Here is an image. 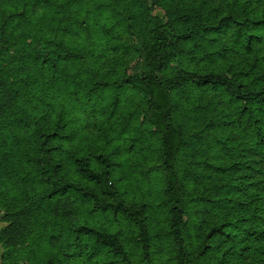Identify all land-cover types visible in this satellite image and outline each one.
I'll return each mask as SVG.
<instances>
[{"label":"trees","instance_id":"16d2710c","mask_svg":"<svg viewBox=\"0 0 264 264\" xmlns=\"http://www.w3.org/2000/svg\"><path fill=\"white\" fill-rule=\"evenodd\" d=\"M0 214L2 264H264V0H0Z\"/></svg>","mask_w":264,"mask_h":264},{"label":"rangeland","instance_id":"374dc122","mask_svg":"<svg viewBox=\"0 0 264 264\" xmlns=\"http://www.w3.org/2000/svg\"><path fill=\"white\" fill-rule=\"evenodd\" d=\"M150 1V0H149ZM152 16L154 17V18H160V19H163V20H165L166 19V14H165V12L162 10V9H160L158 6H154V8H153V12H152ZM85 115H87V114H85ZM84 115V120H87L88 119V116H85ZM91 123H93V121H89L88 122V124H91ZM94 132H97L99 129H100V125L95 121V126H94ZM127 179V178H126ZM2 217H3V215L2 214H0V231L5 227V224H3L2 222H1V220H2ZM3 253H4V249L0 246V264H2V255H3Z\"/></svg>","mask_w":264,"mask_h":264}]
</instances>
